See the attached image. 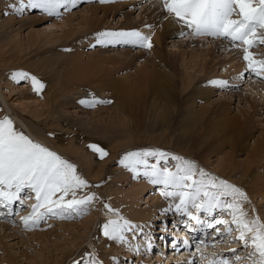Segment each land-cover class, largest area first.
Listing matches in <instances>:
<instances>
[{"label": "rangeland", "instance_id": "1", "mask_svg": "<svg viewBox=\"0 0 264 264\" xmlns=\"http://www.w3.org/2000/svg\"><path fill=\"white\" fill-rule=\"evenodd\" d=\"M135 1H139V0H113V2L116 3L125 2L126 7L121 8L120 9L121 13L119 14L117 13L120 10H117L111 12L110 15H108V17L106 18L107 21L106 25H108V27L106 28L107 30L105 29L106 32L137 30L144 35L150 36V30L145 31L144 28H148V26H151V28L153 29L152 30L153 33L155 31V34H157V32L160 31L162 33V37H164V31L162 29L164 26L163 20L161 18H158L157 15L146 13L148 12V10H150L153 7L154 8L158 7L157 12L165 13V11L162 9L161 6V0H157L159 6L155 5L154 2L146 11H144L147 7L146 5L150 3L151 0H145L139 2L138 4L136 3L135 8L131 6H127L134 4L130 2H135ZM97 4H107V3H100L99 0H79L76 7H73L70 11L61 9V16L58 17L48 16L46 14L41 13L39 10H26L23 15H17L11 12H4V10L0 9V25H1L0 30L3 29L4 22H7L9 25L13 27V31L8 32L11 34V36L10 35H8L7 37L0 36V119H2L4 116H8L13 120L14 126L18 131H22L30 139L36 142V140H34L32 136H30V134L28 133L25 127L19 126L17 119L19 118L21 121H23L29 127V129L34 133V135L37 136L38 138L37 143H40L41 145L49 148L50 150L60 155L62 158L74 164L76 166L77 173L82 178L88 181L89 187L79 190L77 196L82 197L86 194L95 193L96 196L98 197V199L95 200L88 207L87 212L83 214H79V215L76 214L74 216L73 212H70L64 215H49L45 217V219L37 227L26 229L24 227L21 218L28 215L27 212L28 206L26 202H27V198H31L33 194L30 193V190H25V192L21 194L22 201H18L12 206L11 214H7L8 209L0 208V213H6L5 215L0 216V264H11V262L9 263V260H7L6 256H10L13 260V263L15 262V264H92L93 261H102V264H144V262L142 261L143 259L146 261L148 260V262L150 263L154 262V259L157 258L155 255L160 256V259H158L159 264H212L214 260L219 261L221 257H227L228 264H251V261L247 259L248 252H250L251 249L250 248L245 249L242 246V244L235 239L238 236V235H234V232L238 233V231L234 229L235 225H232L233 232L231 235L224 234L217 236V234H215V232L211 229H207V230L202 229L201 234L196 238V241L195 238H192L193 241L191 240L190 243L188 241L189 239H187L188 244L184 248H182V244H184L183 242L185 238L184 237L185 235L183 234H185V231L190 233L188 231L189 225L180 226V224H178L179 225L177 226L178 229L173 227L169 231L172 233H167L166 235L164 234L165 236H162L161 239L162 243L160 242L158 244H155L156 241L153 240L154 242L151 243L152 248L148 252L150 255L147 254L148 247L146 246L147 243L146 241L147 239L149 240V238L144 240V235H147L148 230L151 229H152V233L155 234L154 229H160L162 227V224L153 225L151 227L150 225H147V227L143 225L140 226L141 229L139 228V231L134 230L132 232H127V242L121 243L122 244V245L120 244L121 247H118L117 249L115 248L113 250L103 248L101 249L102 254L99 252V247L101 242L106 239H109L103 235L101 228V225L109 220L107 218L108 220L106 221L105 220L106 218L103 217V211L106 208L105 205L106 204L109 205V204L108 202L104 203V199H107L108 196L103 195L104 191L102 188H104L107 185V180H105V178L107 176H111L112 171L114 170L116 171V169L119 167L121 168L119 161L125 153L131 151L146 150V149L163 150L169 154L168 160L164 162L165 166L170 167L172 169L175 168L177 161L174 162V160H171L170 157L174 155L178 156L179 153L180 154L182 153L180 151H176L172 149L175 147V144L176 146H179V149L183 151L184 149L182 148V146H184L185 148H187L188 151H191L189 153H191L196 157L198 156V158L203 157V155L205 156V154H207L210 155L213 158V160H215L217 158H220L221 155L223 156V154L216 153L217 150L214 151L215 153L212 152V154H209L207 152V147L209 145L205 146L202 149H199L198 151L197 150L195 151L196 148L193 145H195V141H197V139L199 138L197 132L191 133V135L188 134L189 136L182 135L184 137L183 139L182 137H180L181 134L178 137V132H179L178 130L176 131L169 129L163 130L161 129V126H159V124L148 123V121L146 120L147 123L143 127H140L137 130H135L136 132L134 134V138L147 143L149 142L151 143L146 145H138L131 147L123 146L122 148H119L115 152V155L112 156L113 158H111L109 157L110 155V152H108L109 148H107L105 143L102 142L100 144V147H102L108 153V155L106 156L107 158L104 157L103 159L98 160L101 163V165H98V167L101 166V169H100V173L98 175H95L97 177V180H95V182L94 181L91 182L88 178H86L85 176L86 173H84L85 170L83 169V166L79 162L80 160L78 159V157L75 156L78 155V153H80L81 151L74 150L70 146L64 145V142L66 140L68 141L73 140L74 142H79L75 144L87 145L88 147L89 145H98V142H100L103 139V136H100L99 134L100 133L99 128H102V126L107 123L108 119L117 120L123 116L122 113L119 114L118 109H116L117 100L114 96L115 92L107 88L103 89L105 91L97 92L94 89V85L92 83H79L75 79L70 81L71 86L73 88H76L73 91L75 92V94L72 95L68 93V96L63 98V101L61 100L60 103H58L53 107L50 105L48 93L50 89L52 90L55 87L57 88L64 85L66 81V77L64 76V69L67 65H71L72 63L70 61V58L72 56V49L76 45L72 42L70 37H64V38L62 37L63 31L69 28L65 23L68 22L69 24H73L76 30L79 29V31H81L82 24L78 25V22H80V20L82 19L81 16L84 15V13L81 11H84L83 9L85 6L97 5ZM142 6H145L144 10H142ZM127 10H133V11L125 12ZM38 13L43 15V17L41 18L42 21L39 23L34 21L35 20L34 16L35 14ZM124 14L126 15V17ZM7 17L8 19L13 17L10 19L11 21L13 20L12 21L13 23H10L8 19L7 20L4 19ZM233 18L236 19L238 17L234 16ZM3 19L4 22H2ZM134 20L138 22V24L135 27H133ZM63 24H65L66 26ZM47 26L51 27L52 29L48 28ZM127 27H131V28L129 29ZM188 30L191 31L190 29ZM77 33L78 32L75 31V34ZM32 34L35 36V40L39 41V43H37L36 45H34L33 39L32 37H30L32 36ZM94 35L95 33L92 36H90V38L91 37L94 38L93 37ZM153 36L154 35L151 33V38ZM50 37H53L57 41L54 43L45 42L46 39L47 38L50 39ZM170 40L173 41L171 42ZM220 40L223 42H228L230 44L228 48L231 51L236 49L237 51L236 50L235 51L239 53L241 62L245 63L246 65V62L243 59V55H244L243 47H246V45L233 46L231 45V42H229L226 39H224L225 41L223 39ZM18 41L20 42L19 43L20 46L22 44L21 47L19 46L18 43H16ZM168 41H169L168 45H166L165 50L162 53V55L165 56L164 62L167 64V66H168V62L173 58L172 54L169 53V50L173 49L174 47L173 44L176 45L177 47H183V48L185 47L189 51H193L199 48L198 45L195 46L194 43L192 41H189L187 38L185 39V42H183L179 34H175L172 38L168 39ZM114 44L115 43L111 45L106 44L105 46L101 47V51H106L104 55L117 53L115 54V57L120 60V63L118 62L116 64L118 66H112L114 71L112 72V74L109 75V77L113 79L120 78L119 80H125V79L135 80L137 77V72L135 70L136 64L134 65V63H131L129 60L123 62L122 61L123 57L120 52L119 53L117 52V49L122 50L127 47L130 48L131 52H136V50L142 52L144 51L145 52L144 61L148 56L152 57L151 55L152 51L150 50L151 51L150 52L148 48L134 46L131 44H123V43H117L115 45ZM96 46L97 45L92 46L91 47L92 50L95 49ZM91 48L87 46L86 48L84 47L86 52H88L87 50H91ZM111 48H115V49L113 51H110ZM250 51L254 54L255 59L256 58L264 59V46L253 47L252 49H250ZM48 52H53V54H50ZM90 54L91 53L89 54L84 53L83 58L87 61V60H94V58L100 57L98 55L89 57ZM53 56L57 59V62L56 61L53 62ZM220 56L225 58L224 53ZM48 57H52V59L50 60V67L48 65L46 67L48 69H56L58 66V70L60 71V73L53 74L55 71L39 69V67L42 68L41 64L43 60ZM65 58H67L68 61H65ZM156 62L158 64V67H161L160 62L159 61ZM166 64H164V66ZM164 68L166 69V67ZM177 69H178L177 72H179V74L185 75V73L188 72L191 74V76L194 77L200 75L193 68L187 66L185 67V65L182 63H180ZM225 69H229L230 72L232 71L231 66H226V67L224 66L219 68L217 67L216 70H213L214 72L213 71H211L212 73L210 72L209 74L210 78L204 79L203 81H201V84L205 87H209V85L211 84L210 83L211 79H217V80L220 79L221 78L220 76H222L220 75L222 74L221 71ZM17 70H22L39 78V80H41L45 84L42 93L38 95L33 90L30 81H20L19 83L14 81L11 78V74ZM242 75H243L242 78L244 77V79H241L243 83L232 86L233 87V89L231 88L232 92L242 94L244 88L246 89L249 87L250 89L251 86L254 87L256 86L255 88H257V90L260 91L259 94H257V96L259 97V98L257 97L258 98L257 103L259 104V102L263 100V96H261L260 94L264 93V76H257L250 71H245ZM249 77L250 79L248 80ZM225 81L228 82L229 80H225ZM198 84L199 83L197 82V80H195L194 86H197ZM224 88L225 87L215 86L213 88V91L210 92L211 94L209 93L210 95L209 100H215L214 101L215 103H222V104L224 103V104L223 106L222 104L213 106L210 109V112L208 113L209 116H211V118H207L206 119L207 121L200 123L198 127H202V128L205 127L204 125L206 124L204 123L208 122V120H211L212 117H214V119L217 120L218 119L217 113L222 112L224 109H226L229 106L228 94H225V96H220L217 93L218 90H223L225 93L231 90ZM142 94H143V100H142V104L140 105V110L141 112L145 113L148 105L146 101L147 95H145V91H143ZM178 98L180 99L179 102L177 103V107L183 105L187 101L195 102V108L200 107L199 104L201 102L199 101V97L196 98L195 96L187 97L186 94L184 93L179 95ZM93 99L111 101V103L97 104L95 107H88L86 106L85 103H81V101L87 102V101H92ZM246 104H247L246 101H242L240 103V107L241 106L244 107V108L241 107L243 108L242 109L243 111H246L249 108V105ZM229 107L231 110L229 111V113L231 115H239L242 117L244 116L239 113L240 110H238L237 97L234 101L230 103ZM217 110L219 112H217ZM34 114H37L38 117H34L33 116ZM129 115L133 118L132 120H140V121L143 120V115L137 116L134 113ZM246 115L249 116L250 114H246ZM93 119L94 122L90 124L85 122L86 120L87 121L89 120L91 122L93 121ZM132 120L130 123L131 125L133 124ZM170 120H171L170 126L173 127L175 121L177 120V114H173ZM54 124L59 127H56ZM254 125L256 126V120H254ZM51 126H53L52 129H50ZM261 127H263V125ZM146 128L148 130H146ZM118 131L122 133L121 132L122 130H118ZM198 131L200 132V128L198 129ZM258 134L259 133L257 132L253 136L248 135L247 137H245L244 139L245 144L247 143L252 145L254 139L258 136ZM114 137L119 138L121 137V135L115 134ZM121 139L122 138H119L118 141H121ZM80 148L83 150L82 146ZM230 150L231 149L229 145L225 144L224 151L228 152ZM91 153H93L92 156L98 157L93 150H91ZM69 155H71L72 157ZM179 156H182L183 158L187 159V156L189 155L182 153ZM246 156H247L246 149H241L236 154V157L243 161L247 159ZM108 157L111 158L112 160H109ZM147 159L152 160L151 162H154L153 160H155L154 157H149ZM200 169H203L207 173L210 172L209 169L206 170L202 167H200ZM249 178L250 177L247 176V179L246 180L244 179L246 183L249 182ZM129 179H131V181L126 183V185H123L124 182L122 183V186L124 188L130 187L133 184L132 181H134V178L129 177ZM135 179H137L138 182L139 180L141 181L147 180V178L144 177L143 175H139V176L137 175ZM227 180L228 179L226 178V180L224 181ZM159 186L160 185H156V186L152 185L153 189L146 190L145 191L146 194L144 193L141 195L142 199L140 201L143 202L146 199V196H148V194L150 193L153 194ZM261 190H256L257 192L256 197L260 196V194H264L263 187L261 188ZM68 198L71 197L69 196ZM31 199L35 201L34 198ZM226 199L229 200L230 197ZM140 201H139L140 206L144 207L146 203H141ZM248 202H250L249 199ZM254 204L255 205L257 204V207H259V209L264 212L263 200L262 202H259L258 199L254 201ZM119 207L120 205H116L112 208L118 209ZM193 211L195 210L192 209V212ZM197 213L193 212L194 215H196ZM198 214L204 216L203 213L199 212ZM204 217H206V214ZM223 218L225 219L229 218L228 220L230 221L231 216L230 215L228 216V214H226L223 215ZM172 222L173 221H171V223L169 224V228L171 227V225H173ZM158 223H160V221ZM200 227H205V226L201 225ZM46 232H48L50 235L45 234ZM224 232L225 229L221 228V233ZM175 234L179 236L181 234L183 235V237H175L174 236ZM172 239H174L177 242V246H178V247H176V245L174 246V253L179 251V253L176 255V258L174 259L170 258L171 250H172L171 248H173L171 247L172 242L170 241ZM157 245L160 246L161 248L159 249L156 248L155 246ZM232 249H236V253H233L231 251ZM236 255H239L241 257L239 261L236 260L235 258ZM152 264H157V262Z\"/></svg>", "mask_w": 264, "mask_h": 264}, {"label": "bare ground", "instance_id": "2", "mask_svg": "<svg viewBox=\"0 0 264 264\" xmlns=\"http://www.w3.org/2000/svg\"><path fill=\"white\" fill-rule=\"evenodd\" d=\"M142 1L145 0L130 2L134 4L127 6H131L135 8L136 3L138 4L139 2ZM14 2L15 0H0V9L4 10V12L14 13L11 8V5ZM154 2L155 5L159 6L157 0H151L150 3L146 5L147 6L146 9L144 8L145 6H142V10L144 9H145L144 11L148 10L149 7ZM114 3L116 2L85 6L83 9L84 11H81L84 13V15L81 16L82 19L80 20V22H78V25L82 24L81 31H79V29L76 30L73 24H69L68 22L65 23L69 28L63 31L62 37L63 38L70 37V39L76 46L72 49V56L70 58V61L72 62L71 65H67L64 69V76L66 77V81L64 85L49 90L48 95H49L50 105L52 107L57 105L58 103L61 102V100L63 101V98L68 96V93L72 95L75 94V92L73 91L76 88H73L70 84V81L75 79L79 83H92L94 85V89L97 92L105 91L103 90L104 88L113 90L115 92L114 96L117 100L116 109H118L119 114L122 113L123 116L117 120L108 119L107 123L103 125L102 128H99L100 129L99 134L100 136H103V139L100 142H98L99 146L102 142L105 143L106 147L109 148L108 152H110L109 157L111 158H113L112 156L115 155V152L119 148H122L123 146L131 147V146L146 145L151 143V142L147 143L134 138V134L136 132L135 130H137L140 127H143L147 123L146 120L148 121V123L159 124V126H161V129L163 130L164 129H169L174 131L178 130L179 131L178 137L181 134L180 137H182L183 139H184L183 136H189L191 135V133L197 132L199 138L197 139V141H195V145H193L196 148L195 151L196 150L198 151L199 149H202L205 146L209 145L207 147V152L209 154H212V152L217 150L218 152L216 151V153H221L223 154V156L221 155L220 158L216 157L217 159L213 160V158L210 155L205 154V156L203 155V157L198 158V156L196 157L191 153H189L191 151H188L187 148H185L184 146H182L184 151L179 149V146H176V144L174 148L172 147L170 148L176 151H180L186 155H189L187 156V160L194 162L197 165L198 169H200V167L206 170L209 169L210 172L208 174L216 177L217 181L226 180L227 178L228 179L227 182L229 181L228 183L240 188L244 193H246L250 201L248 203L246 202L243 203V207L248 212L249 217L258 215L261 221L264 222V212L261 211L259 207H257V204L256 205L254 204V201L258 199L259 202H262V200L264 201V194H260V196L256 197V193H257L256 190H261L262 187L264 188V93L260 94L261 96H263V100L258 104L257 100L259 97L257 96V94H259L260 91L257 90V88H255L256 86L255 87L251 86L250 89L247 86L248 88L246 89L244 88L242 94L232 92L233 89L232 86L243 83L241 81V79H244V77L242 78L243 76L242 74L246 71L245 68L247 67L245 63L241 62L240 55L238 52H236L237 50L234 49L233 51H231L228 48L230 44L228 42H223L220 39L216 40V38L213 37H207V36L196 37L194 35H191L190 34L191 31H189L182 24L175 22V20L170 14H165L164 12H157L158 7L155 8L153 7L150 10H148V12L146 13L157 15L158 18H161L163 20L164 26L162 29L164 31V37H162V33L160 31H158L157 34H155V31L153 33L152 32L153 29L149 26L148 28H144L145 31L150 30V37H151V33L154 35L151 38V43L153 46L151 49H149V51L150 50L152 51V52L150 51L152 57L148 56L145 61H144L145 59L144 51L142 52L136 50V52H131L130 48L127 47L122 50L117 49V52L118 53L120 52L123 57L122 59L123 62L129 60L131 63H134V65L136 64L135 70L137 72V77L135 80L133 79L119 80L120 78L113 79L109 77V75L112 74V72L114 71L112 66H118L116 64L118 62L120 63V60L115 57V54L117 53L104 55L106 51H101V47L105 46L106 44L98 43V41L104 39L100 34L106 32L107 30L106 28L108 27V25H106L107 24L106 18L108 17V15H110L111 12L126 7L125 2L124 3L117 2L116 4ZM132 11L133 10H127L125 12H132ZM119 13H121V10L117 14ZM42 17L43 15L39 13L35 14L34 21L39 23L42 21L41 19ZM11 18L8 19L7 17L4 19L5 20L8 19L10 23H13L12 22L13 20L12 21L10 20ZM4 19L2 20V22H4ZM137 24L138 22L134 20L133 27H135ZM3 26H4L3 29L0 30V36H5V37H7L8 35L11 36V34L8 32L13 31V27L9 25L7 22H4ZM127 28L130 29L131 27H127ZM75 31L78 32L77 33L78 37L77 34H75ZM93 32L95 33V35L93 36L94 38L92 37L90 38V36L94 34ZM175 34H179L183 42H185V39L187 38L189 41H192L195 46L198 45L199 48H197L196 50L191 49L193 51H189L185 47L184 48L177 47L176 45L173 44L175 48L173 47V49L169 50V53L172 54L173 58L168 62V66H167V64L164 62L165 56L162 55V53L165 50L166 45H168L169 42L168 39L172 38ZM30 37H32L34 45L39 43L38 40H35V36L33 34ZM48 38L46 39L45 42L54 43L57 41L53 37H50V39ZM170 41L172 42L173 40ZM16 43L19 44L20 42L18 41ZM94 45L97 46L95 49L92 50L91 47ZM86 46L91 48V50H87L88 52H86L84 49V47L86 48ZM114 49L115 48H111L110 51H113ZM48 53L53 54V52H48ZM84 53H88V54L91 53L89 57H93L95 55H98L100 57L94 58V60L86 61L83 58ZM223 53L225 58L220 56ZM51 59L52 57H48L44 59L41 64L42 68L39 67V69L55 71L53 74L60 73V71L58 70V66L56 69H48L46 67L47 65L50 67ZM55 61L57 62V59L53 56V62ZM65 61H68L67 58H65ZM156 61L160 62L161 67H158ZM180 63L184 64L185 67L187 66L193 68L197 73L200 74L198 75L199 77L191 76V74L188 72L185 73V75L179 74V72H177L178 71L177 68L180 65ZM164 64L166 65L164 66ZM163 66L166 67V69ZM224 66L225 67L231 66L232 71L230 72L229 69L222 70L221 71L222 74H220L222 76H220L221 78L218 80L220 81L229 80L227 82V87H225L224 89H228V90H230L231 88L232 89L227 93H225L223 90H218L217 93L220 96H225V94H228L229 106L230 103L234 101L237 97L238 110H240L239 113L244 116L242 117L239 115H231L229 113V111H231L230 107L227 105L228 107L226 109L223 108L224 110L222 112L217 113L218 115L217 120H215L214 117H212L211 120H208V122L204 123L206 125L203 124L205 127L203 128L198 127L200 123L207 121L206 120L207 118H211V116H209L208 113L210 112V109L213 106L222 104V103H215L214 102L215 100H209L210 99L209 93L213 91V88L215 86H218L216 84H213L212 81H217V79H211L210 82L211 84L209 85L211 89L209 87L203 86L201 84V81L210 78L209 75L210 72L216 70L217 67L219 68ZM249 79L250 77L248 78V80ZM195 80H197V82L199 83L197 86H194ZM143 91H145V95H147L146 101L148 104L145 113L141 112L140 110V105L142 104V100H143V94H142ZM184 93L186 94L187 97H194V96L195 98L199 97V101L201 102L199 104L200 107L195 108V102H188V101L183 105L177 107V103L179 102L180 99L178 97L179 95ZM242 101H246L247 103L246 105H249V108L247 107L248 110L246 111L242 110L244 108L243 106H241L243 108L240 107V103ZM217 112L219 111L217 110ZM133 113L136 114L137 116L143 115V120L145 121L132 120L133 118L129 114H133ZM173 114H177V120L175 121L174 126L171 127L170 118H172ZM246 114H250V115L247 116ZM33 116L38 117L37 114H34ZM131 120L133 121L132 125L130 124ZM254 120H256V126L254 125ZM17 121L19 126L25 127L28 133L30 134V136H32L33 139L36 140L37 142L38 139L37 136L34 135V133L29 129V127L19 118L17 119ZM85 122L90 124L94 122V119L91 122L89 120L88 121L86 120ZM262 125L263 127H261ZM55 126L59 127L57 125ZM52 128L53 126L50 127V129ZM199 128H200V132L198 131ZM118 130H122L121 131L122 133H120ZM146 130L148 129L146 128ZM257 132L259 134L254 139L252 145L247 143L245 144L244 142L245 137H247L248 135L253 136ZM115 134L121 135V137H119L122 138L121 141H118L119 138L114 137ZM75 143H79V142H74L73 140H69V141L66 140L64 142V145H68L74 150L81 151L80 153H78V155L75 156H77L78 159L80 160L78 161L81 163L83 169L85 170L84 173H86L85 175L86 178H88L91 182L92 181L95 182V180H97V177L95 175H98L101 169V166L98 167V165H101V163L98 161L100 160V158H98L99 154L95 152L98 157H94L92 156L93 153H91V149L87 145H80ZM225 144L229 145L231 149L230 151L228 152L224 151ZM81 146L83 150L80 148ZM241 149H246L247 152V156H246L247 159L244 161L236 157L237 152ZM181 154L179 153L178 156ZM111 158H109V160H112ZM149 161L151 162L152 160ZM153 161L155 162V160ZM173 170H175V168H173ZM140 171L142 173L144 169L141 168ZM112 175H111L112 177L107 176L105 178V180H107V185L104 188H102L104 191L103 195L108 196L107 199H104V203L108 202V204L111 207H114L116 205H120V207L118 209L116 208L117 212L115 213L110 212L108 211L107 208H105L103 211V217L106 218L105 219L106 221L108 219L110 220V219H117L119 217H123L124 219L131 221L134 225H137L138 227L134 229L137 231H139L140 226L143 225L146 227L147 225H150L151 227L153 225L162 224V227L160 229L153 228L155 234H153L152 229L149 228L151 230H148L147 235H144V240L149 238V240L147 239L146 241L147 243L149 242L152 243L156 241L155 244L161 242L162 236H165L167 233H172L169 232L171 228L175 227L176 229H178L177 227L179 226L178 224H180V226L186 225L185 218L182 217L180 214H177L173 211H167V212L165 211V209L169 208L170 205H174L175 203H177L178 198L166 199L163 196H161L160 191L163 187L162 185H160L153 194L152 193L148 194V196H146V199L143 202H141L140 201L142 199L141 195L144 193L146 194L145 192L146 190L153 189L152 185L154 184L150 183L148 178L147 180L144 181L139 180L138 182V180L135 179L137 177V174L122 166L121 168L120 167L117 168L116 171L115 170L112 171ZM247 176H249L250 178H249V182L246 183L245 180L247 179ZM129 177L134 178V181H132L133 184L130 187L124 188L122 186V183L124 182L123 185H126V183L131 181ZM32 194L33 195L31 196V198H34V193ZM31 198H27V202H26L28 206L27 207L28 215L31 214L32 205L36 203V201L32 200ZM230 200L231 198L229 199V201ZM139 201L141 203H146V205L144 207H141ZM193 212L197 213L196 210ZM198 213L196 215H199ZM73 214L75 216L77 213L73 212ZM204 216H202V218L204 219L208 218L207 215L206 217ZM159 221L160 223H158ZM171 221H173L172 222L173 225H171V227L169 228V224L171 223ZM187 225H189L188 231L190 233L184 230L185 234L183 235H185L184 241L189 239L188 241L190 243L192 238H195L196 241V238L201 234L202 229L207 230L205 227H200L201 225L196 224L195 221H191ZM45 234L50 235L48 232H46ZM125 235L127 237V233ZM183 235L180 234L179 236L175 234L174 236L183 237ZM234 235H239V232L238 233L234 232ZM170 241L172 242L171 247H173L171 248L172 250H171L170 258L174 259L176 258V255L179 253V251L174 253V246L175 245L176 247L178 246H177V242L174 239ZM147 243L146 246H148ZM120 244L121 243L118 241L106 239L101 242L99 247V252L102 254L101 249L103 248L112 249V250L115 248L117 249L118 247H121L122 244L121 245ZM184 245L185 244H182V248H184ZM155 247L158 249L161 248L158 245ZM149 250L150 249H148L147 254H149L148 253ZM155 256L157 258H155L154 262L152 263L157 262V264H159L158 259H160V256L159 255L158 256L155 255ZM6 257L7 260H9V263L11 262V264H15V262L13 263V260L10 256H6ZM142 261L144 262V264H152L148 262V260L146 261L143 259Z\"/></svg>", "mask_w": 264, "mask_h": 264}, {"label": "snow or ice", "instance_id": "3", "mask_svg": "<svg viewBox=\"0 0 264 264\" xmlns=\"http://www.w3.org/2000/svg\"><path fill=\"white\" fill-rule=\"evenodd\" d=\"M99 2L110 3L113 0ZM77 3L78 0H15L11 8L17 15H23L26 10H39L48 16L58 17L61 9L70 11ZM161 6L175 22L190 29L191 35L226 39L233 46L246 45L243 47L246 71L264 76V59H255L250 51L253 47L264 46V0H161ZM234 16L238 18L234 19ZM100 35L104 38L98 41L101 44L125 43L148 49L153 46L151 37L137 30L108 31ZM11 78L17 83L30 81L38 95L45 87L39 78L22 70L13 72ZM212 83L227 87V81ZM81 103L95 107L111 101L93 99ZM89 148L98 153L100 159L108 155L98 145H89ZM149 157L156 158L155 162H150ZM168 158L169 154L163 150L146 149L125 153L119 164L138 176L142 174L154 185H162L160 195L164 198H178V202L165 211L180 214L186 225L195 221L217 235H231L232 225H235L239 232L235 239L245 249H251L247 259L251 264H264V222L258 215L249 217L244 209L243 203L248 202L246 193L227 181H217L216 177L198 169L194 162L180 156L170 157L177 161L173 170L165 166ZM141 168L144 169L142 173ZM88 187V181L77 173L74 164L18 131L8 116L0 119V208L8 209L7 214H11L12 206L22 201L21 194L25 190L34 193L36 203L32 205L31 214L21 218L26 229L37 227L49 215L87 212L98 197L95 193L78 197L77 193ZM228 197L230 201L226 199ZM105 207L110 212H117L110 205ZM192 209L208 218L194 215ZM5 214L0 213V216ZM224 214L230 215L231 220L222 218ZM137 227L123 217L110 219L101 225L105 237L120 243H126L125 234ZM221 228L225 229L224 233H221ZM183 243L187 245L188 241ZM147 247L151 249L150 242ZM231 251L236 253V249ZM235 258L237 261L241 259L239 255ZM92 264H102V261H93ZM212 264H228V258L221 257Z\"/></svg>", "mask_w": 264, "mask_h": 264}]
</instances>
